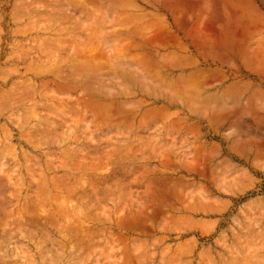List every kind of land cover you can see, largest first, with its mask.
I'll list each match as a JSON object with an SVG mask.
<instances>
[{"label": "rangeland", "instance_id": "obj_1", "mask_svg": "<svg viewBox=\"0 0 264 264\" xmlns=\"http://www.w3.org/2000/svg\"><path fill=\"white\" fill-rule=\"evenodd\" d=\"M0 264H264V0H0Z\"/></svg>", "mask_w": 264, "mask_h": 264}, {"label": "bare ground", "instance_id": "obj_2", "mask_svg": "<svg viewBox=\"0 0 264 264\" xmlns=\"http://www.w3.org/2000/svg\"><path fill=\"white\" fill-rule=\"evenodd\" d=\"M171 36H172V35L170 34V37H171ZM172 37H173V36H172ZM175 39H177L176 36H175ZM175 39H174V40H175ZM171 40H173V39L171 38ZM66 201H68V200H66ZM64 202H65V201H64ZM64 202H63V204H64ZM65 203H66V202H65ZM68 203H70V202H67L66 205H67ZM60 204H61V203H60ZM68 205H69V204H68ZM58 207H59V206H58ZM61 207H62V206H61ZM65 207L68 209V211H72L71 209H72L74 206H73V207H72V206H70V207H68V206H63L62 209H64ZM77 207H78V206H77ZM66 208H65V209H66ZM62 209H59V212H60V213L57 214V216L60 217V218L62 217ZM65 209H64V210H65ZM67 209H66V210H67ZM78 209H80V208L78 207ZM66 210H65V211H66ZM73 210H74V211H73V212H70V213L78 214V212L75 211V210H77V208H76V209L74 208ZM80 211H81V210H80ZM65 214H66V213H65ZM69 216H70V215H69ZM74 216H77V215H74ZM64 217H65V219H64ZM80 217H81V216H80ZM62 218H63V220H68L66 216H63ZM81 218H82V217H81ZM69 220H70V219H69ZM82 220H83V218H82ZM82 224H83V222L80 221L79 226L77 227V230H78V228L83 229V225H82Z\"/></svg>", "mask_w": 264, "mask_h": 264}]
</instances>
